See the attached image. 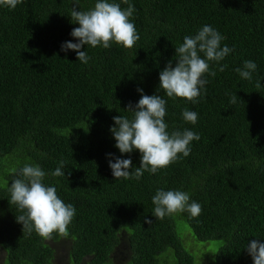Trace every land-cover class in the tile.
Wrapping results in <instances>:
<instances>
[{
    "label": "trees",
    "instance_id": "1",
    "mask_svg": "<svg viewBox=\"0 0 264 264\" xmlns=\"http://www.w3.org/2000/svg\"><path fill=\"white\" fill-rule=\"evenodd\" d=\"M96 2L78 0V10L88 11ZM109 2L122 10L133 5L129 19L139 40L131 48L111 42L109 48L83 46L87 64L76 60L74 51H61L64 42H78L70 35L79 27L71 19L75 0L0 6L3 264H54L53 244L60 242H67L66 264H112L122 244L126 264H171L174 258L176 264H253L248 243H264V0ZM205 25L224 38L221 47L234 50L209 62L216 75H203L208 83L195 103L167 97L160 72L169 61L175 66V48L184 37ZM246 60L257 64L250 80L236 71ZM137 89L166 100L169 134L187 129L200 139L190 143L187 157L178 154L155 174L114 179L110 159H131L130 171L140 166L139 150L121 154L110 131L113 117L132 119L128 109L141 98ZM185 109L198 114L195 124L183 119ZM60 161L65 176L51 175ZM25 165L39 166L42 183L75 208L67 236L53 232L45 239L17 222L23 213L11 203L9 187L22 178L17 173ZM158 189L187 192L190 203L201 205L200 214L155 218L152 197ZM209 242L218 245L203 259Z\"/></svg>",
    "mask_w": 264,
    "mask_h": 264
},
{
    "label": "clouds",
    "instance_id": "2",
    "mask_svg": "<svg viewBox=\"0 0 264 264\" xmlns=\"http://www.w3.org/2000/svg\"><path fill=\"white\" fill-rule=\"evenodd\" d=\"M23 2L24 0H0V6L11 10ZM123 2L128 3V0ZM134 11L131 4H128L126 10H122L120 4L110 3L109 0H98L92 9L79 11L78 0H75L71 19L79 27L73 28L70 35L77 38L78 42H64L61 51L72 50L76 53V60L87 64L90 57L85 50H81L83 46L109 48L111 43H115L124 48L133 47L139 40L135 25L129 19ZM223 39L209 25L203 26L194 36H185L183 43L175 48L178 57L175 66L169 61L159 74L160 89L164 94L169 98L179 97L195 103L196 98L201 95V89L208 83L202 78L203 75H216L215 71L210 72L209 62L222 61L234 50L226 45L221 47L220 42ZM224 67L226 66H221L219 71H224ZM256 68L254 61L246 60L236 71L241 78L250 80ZM259 86L258 81L257 87ZM137 91L141 93V98L134 108L129 105L128 109L133 113L132 119L113 117L115 127L110 131L116 141L115 147L121 154L139 150L142 154L140 166L135 171H130L133 168L131 159L115 158V162L110 159L109 167L114 179L139 180L145 171L155 174L158 169L166 168L176 161L178 154L187 157L191 151L190 143L200 139L198 133L187 129L169 134L164 121L166 100L159 95H144L142 89ZM235 100L234 94L231 102L235 103ZM182 117L192 124L198 120V114L188 109L183 110ZM59 164L51 175L65 176L62 171L64 162L60 161ZM17 175L22 178L12 180L9 192L11 203L23 213L16 217L17 222L22 224V229L29 233L34 230L45 239L51 238L53 232L67 236L75 208L71 204H65L57 196L54 186H45L42 183L45 172L39 166L25 165L18 170ZM189 200L187 192L158 189L152 197V204L155 205L152 215L163 219L166 215L187 211L192 217H197L201 212V205L195 201L190 203ZM145 223L151 224L152 221L146 219ZM247 252L253 264H264V243L250 241Z\"/></svg>",
    "mask_w": 264,
    "mask_h": 264
},
{
    "label": "rangeland",
    "instance_id": "3",
    "mask_svg": "<svg viewBox=\"0 0 264 264\" xmlns=\"http://www.w3.org/2000/svg\"><path fill=\"white\" fill-rule=\"evenodd\" d=\"M180 229L185 230L186 232L188 231L187 229H185V227L182 224H181V228ZM187 233H189V232H187ZM209 243L210 244H209L208 248H210V249L203 254V259L206 257L205 254H208V256H211V250L214 251L216 249L217 245H218L217 242H209ZM53 248L56 250V253H55L56 257H55V261L53 263L54 264H66V260H67V258H66L67 242L54 243L53 244ZM189 253L195 259V255L196 254L195 253H191V252H189ZM1 256L2 255H0V257ZM172 256L170 257L171 260L174 258ZM2 257L0 258V264L4 263L3 260H2ZM112 259H113L112 264H126L127 263L128 254L126 253V246L124 244H122L116 251L113 252ZM174 259L171 262V264H176V261Z\"/></svg>",
    "mask_w": 264,
    "mask_h": 264
}]
</instances>
